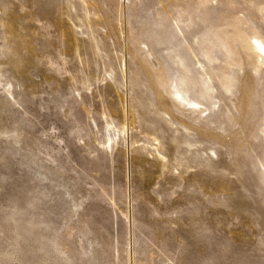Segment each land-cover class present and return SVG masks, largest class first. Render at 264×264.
<instances>
[{"label": "rangeland", "instance_id": "1", "mask_svg": "<svg viewBox=\"0 0 264 264\" xmlns=\"http://www.w3.org/2000/svg\"><path fill=\"white\" fill-rule=\"evenodd\" d=\"M257 42L264 0H0V264H264Z\"/></svg>", "mask_w": 264, "mask_h": 264}, {"label": "bare ground", "instance_id": "2", "mask_svg": "<svg viewBox=\"0 0 264 264\" xmlns=\"http://www.w3.org/2000/svg\"><path fill=\"white\" fill-rule=\"evenodd\" d=\"M257 46L259 50H264V46L260 42H257ZM160 97H163L162 94L160 95Z\"/></svg>", "mask_w": 264, "mask_h": 264}, {"label": "water", "instance_id": "3", "mask_svg": "<svg viewBox=\"0 0 264 264\" xmlns=\"http://www.w3.org/2000/svg\"><path fill=\"white\" fill-rule=\"evenodd\" d=\"M163 98V97H162Z\"/></svg>", "mask_w": 264, "mask_h": 264}]
</instances>
